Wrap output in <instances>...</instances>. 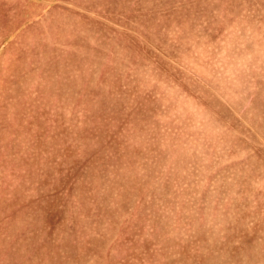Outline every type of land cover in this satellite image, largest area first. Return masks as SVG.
Segmentation results:
<instances>
[{"label":"rangeland","instance_id":"obj_1","mask_svg":"<svg viewBox=\"0 0 264 264\" xmlns=\"http://www.w3.org/2000/svg\"><path fill=\"white\" fill-rule=\"evenodd\" d=\"M0 264H264V0H0Z\"/></svg>","mask_w":264,"mask_h":264}]
</instances>
